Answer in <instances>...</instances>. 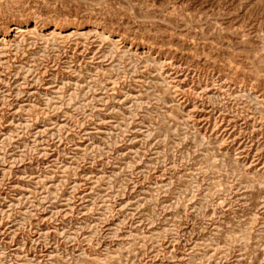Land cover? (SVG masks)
Masks as SVG:
<instances>
[{
  "label": "rangeland",
  "instance_id": "374dc122",
  "mask_svg": "<svg viewBox=\"0 0 264 264\" xmlns=\"http://www.w3.org/2000/svg\"><path fill=\"white\" fill-rule=\"evenodd\" d=\"M0 264H264V0H0Z\"/></svg>",
  "mask_w": 264,
  "mask_h": 264
}]
</instances>
